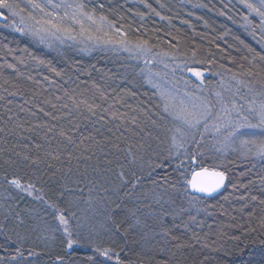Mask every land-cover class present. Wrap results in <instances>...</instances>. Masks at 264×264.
Masks as SVG:
<instances>
[{"label": "trees", "instance_id": "1", "mask_svg": "<svg viewBox=\"0 0 264 264\" xmlns=\"http://www.w3.org/2000/svg\"><path fill=\"white\" fill-rule=\"evenodd\" d=\"M86 2L120 29L110 35L126 39L127 49L146 42L142 54L205 73L202 84H187L199 85L200 97L215 103L221 93L244 114L264 101V33L256 27L252 35L244 17L253 26L259 17L240 0ZM5 23L0 18V264H59L67 248L50 204L83 238L64 264H88L89 240L123 264H264L262 159L212 145V135L177 155L161 126L163 100L137 56L119 44L88 53L46 47ZM201 166L225 173L220 194L185 187L181 172L190 177Z\"/></svg>", "mask_w": 264, "mask_h": 264}, {"label": "snow or ice", "instance_id": "2", "mask_svg": "<svg viewBox=\"0 0 264 264\" xmlns=\"http://www.w3.org/2000/svg\"><path fill=\"white\" fill-rule=\"evenodd\" d=\"M240 3L250 14L254 13L259 17V23L255 26L247 16L244 17L248 26L253 29L252 35H255L256 27L264 33V0H258V6L250 0H240ZM99 7L103 8V4ZM5 10L10 13V16L5 14ZM0 18L6 21L4 28L31 35L41 42L49 35L56 36L58 39L67 37L73 40L79 36L89 41L119 44L128 50L126 39L116 40L113 35H110L114 24L107 16L97 14L95 7L89 8L86 0H0ZM114 31L116 34L120 33V29H114ZM261 40L264 42V36ZM145 43H137L135 47L145 50ZM257 55L260 54L257 53ZM260 59L264 60V55H260ZM193 75L201 77L202 74L193 70ZM153 87H158V85L153 84ZM160 96L163 100L161 126L171 149H175L177 155L180 154L181 149H185L186 144H199L206 136L215 133L223 136V140L218 142L224 143L225 146L239 140V148L244 153L254 152L255 155L264 158V101L258 105L249 106L247 114H244L243 105H237L235 101H232L229 106L220 93H216L218 99L215 103L205 97L185 99L166 88H160ZM250 116L257 122L251 123ZM155 123L156 121H153V124ZM242 129L250 131L243 133ZM242 135L246 138L241 139ZM185 154H188L187 149H185ZM188 158L196 163L198 157L196 154H189ZM181 166H178V170ZM124 176L123 172L118 174V179L123 182L122 186L127 184ZM181 176L186 188L190 187L193 192L209 195L223 187L226 178L223 171L202 166L192 171L190 177L183 172ZM11 183L17 188L22 187L19 180H12ZM32 187L28 185V189ZM28 189L22 190L28 191ZM28 195H32L31 191H28ZM37 199L42 198L37 197ZM47 207L53 209V217L58 221L55 231H61L65 237L63 242L66 244L67 251L64 256L56 257L59 264H64L65 256H71L73 250L82 247L83 238L78 231L73 229L68 218L57 205L50 204ZM20 223L22 224L23 221L21 220ZM79 227L80 225L77 224L76 228ZM83 247L86 249L88 264H112L113 260L115 264H123L120 254L111 248L96 246L91 240ZM20 255L23 254L20 253Z\"/></svg>", "mask_w": 264, "mask_h": 264}, {"label": "rangeland", "instance_id": "3", "mask_svg": "<svg viewBox=\"0 0 264 264\" xmlns=\"http://www.w3.org/2000/svg\"><path fill=\"white\" fill-rule=\"evenodd\" d=\"M18 19V18H17ZM33 37V36H32ZM35 38V37H34ZM40 43L45 45L46 47H61L64 45H74L77 46L82 52L88 53L91 50L95 48H108V49H115L116 46L114 44H105L102 42L97 41H89L85 38H81L77 36L76 39H68L67 37L57 38L56 36L49 35L46 37V39L41 42L38 38H36ZM121 49V51L127 52L131 55L137 56L145 66H147V72H146V79L147 83L150 87L156 90V92L160 95V88H166L169 91L173 92L174 94L178 95L179 97L188 99V98H195L200 97L199 96V85L193 86L187 85L190 84V80H193L196 84H202L203 77L205 76V73L201 72V77H196L193 75V70L189 71H181L179 67L176 65H173L169 63V61L165 59H159L150 56L148 53H141V49L132 48L125 50V47L119 46L116 49ZM185 74L188 78L185 80L182 76ZM200 72V71H199ZM183 78V79H182ZM151 81V82H150ZM153 84L158 85V87H153ZM191 86V87H189ZM243 88V87H241ZM244 89V88H243ZM237 90V85L232 86V91ZM221 94V93H220ZM222 95V94H221ZM161 97V96H160ZM222 97V96H221ZM218 99V97L216 96ZM217 101V100H216ZM219 107V105H217ZM235 115V113H234ZM257 121L255 120V123ZM254 124V123H253ZM243 133H247L250 130L248 129H242ZM214 137V141L212 145L221 146L225 149H230L231 147L237 146L239 148V140L236 141L234 144H230L229 146H225L224 143L218 142L223 140V136L219 134H209ZM257 135H259V132H257ZM241 139L246 138L245 136H241ZM257 156V155H255ZM259 157V156H257ZM264 161V158L259 157Z\"/></svg>", "mask_w": 264, "mask_h": 264}, {"label": "water", "instance_id": "4", "mask_svg": "<svg viewBox=\"0 0 264 264\" xmlns=\"http://www.w3.org/2000/svg\"><path fill=\"white\" fill-rule=\"evenodd\" d=\"M225 181H226V179H225ZM224 186H225V182H224ZM224 186L221 187V188H220L219 190H217L216 192L211 193L210 195L207 194V193L193 192V190H192L191 188H190V190H191L193 193L197 194V195H200V196H203V197H209V198H211V197H214V196L220 194V193L222 192Z\"/></svg>", "mask_w": 264, "mask_h": 264}, {"label": "bare ground", "instance_id": "5", "mask_svg": "<svg viewBox=\"0 0 264 264\" xmlns=\"http://www.w3.org/2000/svg\"><path fill=\"white\" fill-rule=\"evenodd\" d=\"M190 188V187H189ZM197 195V194H196ZM198 196H200V195H198ZM201 197H203V196H201ZM205 198H209V197H205ZM212 198V197H211Z\"/></svg>", "mask_w": 264, "mask_h": 264}]
</instances>
